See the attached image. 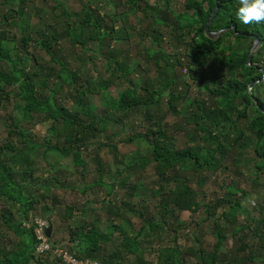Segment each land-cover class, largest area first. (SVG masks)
<instances>
[{"label":"trees","instance_id":"trees-1","mask_svg":"<svg viewBox=\"0 0 264 264\" xmlns=\"http://www.w3.org/2000/svg\"><path fill=\"white\" fill-rule=\"evenodd\" d=\"M53 1L50 9L38 6L34 0L2 1L9 5L6 10L11 11L8 14L6 10L2 12V24L15 20L14 14L19 17V27L28 28L33 16L38 18V22L22 34L19 44L7 28H0V108L8 110L12 97L18 96L24 103L13 104V107L19 109L21 118L31 124L49 121L48 132L51 135L38 142L34 134L21 125L19 117L8 129V133L17 134L19 139L0 142V264H71L55 253L36 250L38 240L33 218L40 215L30 216V211L36 204L51 211L56 202L53 199L54 206H42L39 199L45 194L36 195L34 192L36 183L42 186L34 177L36 155L40 151L44 156L54 151L60 154L59 157L70 159L75 167H82L84 174L87 167L85 149L92 146L90 152H93L97 163L99 179L87 184L86 188L95 184L105 185L110 193L116 181L104 180L105 168L99 149L107 147L115 161L124 163L125 169L131 171L142 169L138 161L140 155L143 156L138 149L131 160L120 159L119 147L112 140L115 132L108 127L112 120L120 124L122 130L127 127L130 131L127 141L142 144L155 163L154 171L160 184L152 188L151 194H161L164 224L169 215L178 219L176 211L196 213L201 207L205 208L208 217L214 218L215 241L210 249L203 247L200 238L194 236L200 244L188 245L184 250L177 243L178 235L175 234L174 243L156 250L155 264H182L188 254L195 258L197 264H264V112L260 108L264 109V23L244 25L236 20L239 0H174V6H171L172 0H156L159 9L152 6L150 0H125L123 3L128 7L125 10L130 13L137 14L141 9L147 14L148 8L158 9L153 16L151 32L148 28L128 25L142 37L144 34L151 36L154 46L141 48L142 62L138 63L144 72H155L154 77L146 76L139 85L130 80L120 96L114 97L107 88L116 80L123 85L119 78L123 79L131 72L130 52L120 46V43H127L130 34L118 27L122 25L126 12H103L99 8L100 0H82L76 10L61 0ZM178 2L182 4L181 10L174 8ZM57 7H61L60 14L55 11ZM214 7L216 11L209 29H226L210 37L205 26ZM161 25L169 27L173 33L177 48L173 53L167 52L160 44L158 29ZM228 26H235V29ZM255 35L260 46L251 57V62L256 63L253 65L248 64L247 59ZM61 39L78 46L94 64L99 60L100 64L97 61L94 67L96 76L85 73L81 67H74L67 57L57 56V51H60L57 43ZM242 43H247V47H242ZM28 45L43 49L51 57V62L40 64L38 54L30 53ZM16 46H19V53L12 56ZM82 55L79 53V58ZM172 55L174 63H171ZM15 64L21 67L15 68ZM99 66L108 75L99 73ZM169 66H180L184 72L180 71L175 77L168 76ZM188 80L191 81L189 90L207 91V97L200 98L190 92L194 96L185 108L186 123L175 126L173 131L182 132L190 143L200 142L194 147L185 143V146L178 147L174 134L168 133L172 122L167 121L166 115L161 113L163 109L158 108H163L164 104L170 114L179 115L182 101L186 99L181 89L187 88ZM14 82L18 83V91L15 92L9 89ZM59 90H65L68 103H77V107H67L61 101ZM96 93L100 95L97 104L90 100ZM135 127H144V131ZM100 137L107 141H98ZM229 163L233 165L239 182L232 180L225 185L224 194L215 201L201 202L199 194L203 189L199 186L203 185L208 173ZM55 165L50 164V170ZM113 178L116 179L117 174ZM55 179L58 185L60 180L58 177ZM193 181L198 188L193 187ZM252 192L256 193V217L242 204ZM130 193L133 194V190ZM220 207L224 208L219 212ZM16 208L20 221L13 214ZM74 210L73 206H65L63 217L70 219ZM244 214L249 222L236 224L237 217ZM28 218L32 225L27 224ZM221 218L231 227L228 230L232 237L231 248L226 247L229 234L221 228L218 222ZM48 221L53 228L50 217ZM84 226L81 224L80 229L70 230L67 246L76 258L96 260L98 264H129L128 257L133 255L135 259L130 264L148 263L145 258L147 246L141 243L143 224L134 234L124 233L120 246L112 253H107L102 244L109 239V234L94 225L86 230ZM150 227L163 228L159 222H151ZM248 229L252 232V240L246 233L241 234L242 230ZM146 235L152 233L147 232ZM255 239L257 248H253L251 242ZM49 242L52 250L59 246L57 242ZM227 249L235 252L236 256L230 259ZM117 259L120 261L116 262Z\"/></svg>","mask_w":264,"mask_h":264},{"label":"rangeland","instance_id":"rangeland-1","mask_svg":"<svg viewBox=\"0 0 264 264\" xmlns=\"http://www.w3.org/2000/svg\"><path fill=\"white\" fill-rule=\"evenodd\" d=\"M2 1L3 0H0V20H2V12L9 8V5L4 4ZM61 1L67 4V6L73 10L78 9L81 5L80 3L82 2V0ZM123 1L125 0H111V2L107 0H100L101 3L99 4V8L101 9V11H107L109 14L118 11H125V17L122 18V25H119L118 27L130 34L128 36V41H126L127 43H120V46L123 49L126 48L130 52L129 66L131 72L123 79L119 78L120 81L124 82L123 85L119 84L116 80L114 81L112 86L107 88L108 92L114 97L120 96V93L124 86L130 84V80L133 79V82L139 85L142 84V81L146 76L154 77L155 72H144L143 67L138 63L142 62L141 48L154 46L151 43V36L149 34H144L142 37L137 32H134L131 28H129L128 25L131 23L135 25L134 28L138 26L146 29L148 28L151 32L152 27H154V25L152 24L153 16L156 15L159 6L158 4H156L157 2H155L156 0H150V4L152 6H158V9L151 10L148 8L146 12L147 14H144L143 10L140 9L137 14H134L125 10L128 7L125 6ZM34 2L38 6L46 7L49 9L53 7L54 4L53 0H34ZM171 6H174V0H172ZM174 8H176V10H181V2H178V4L175 5ZM60 10L61 7H57L55 9L58 14H60ZM6 11L7 14L11 12L8 10ZM12 16H14L16 19L13 21H11L10 19L9 24H2L0 21V28H7V30H9L10 33L15 36L16 41L19 44L22 34L27 32L30 27L36 25L38 22V18L36 16H33V18L30 20L29 27L26 28V26L19 27L18 16H16L15 14ZM158 31L161 34L160 44L162 45V47H164V49L169 53H173L174 50L176 51L177 48L175 39L173 38L171 29L165 25H161ZM33 42L34 41H32V43ZM57 44L60 48V53L57 51L58 57H67L69 60H71V64L74 67H81L85 71V73L88 72L89 74H93V76H96L97 73L94 71V67L98 63L100 64L99 60H97L98 63L96 61L95 64L94 61H89L87 53L84 55L83 51L78 46L70 45L66 39H61ZM240 45H243L242 47L244 48L247 47V43H242ZM16 47L17 48L12 50V56H16L19 53V46ZM28 49L30 53L34 52L38 54L37 61L40 64L46 65L47 63L51 62V57H49V55L46 54L43 49L39 47L33 48L32 45H28ZM180 50L181 49H179V51ZM79 53L83 54L81 58H79L78 56ZM174 62L175 57L172 55L171 63ZM29 65L31 66L32 63L30 62ZM20 67L21 65L15 64V68ZM4 69L7 70L8 67H4ZM99 69V73L102 72L105 76L108 75L107 72L101 69V66H99ZM180 71H183V68L181 69L180 66H176L175 68L174 66H169L167 74L168 76L175 77ZM190 82L191 81L189 80L188 82H186L187 88L181 89L183 91V96H185L186 99L182 101V109L179 115H176L174 113L170 114L166 108V105L164 104L163 108H158V110L163 109L161 113H163V115H166L165 119L172 122L170 123L171 126L168 130V133L174 134L175 143L178 147H183L185 145L194 147L197 143L199 144L200 142L198 140L190 143L188 137L184 136L182 132L173 131L175 126H180L181 123H186L185 108L189 100L193 98L194 94L200 98L207 97V91L203 92L197 88H195V90L192 88L191 90H189L188 86H191ZM9 89H13L14 92L18 91V83L14 82L13 84L9 85ZM58 92L62 95L61 101H63V103H65L67 107H77V103H68V97L64 95L65 90H59ZM190 92H194V94H191ZM99 98L100 95L96 93L90 97V100L93 103L97 104L99 102ZM23 103L24 102L21 98H19L18 96H13L10 105H8L10 106L8 110L2 107L0 108V142H3L7 139H19V136L17 134L8 133V129L12 126V122H17L18 118H21L19 109L14 108L13 104L22 105ZM21 125L26 127L28 131H31L38 142H42L43 138L50 134L48 132L50 122L46 120L31 124L30 122L24 121L22 119ZM108 127L112 132H115V135H112V140L119 147L120 159L123 158L126 161L131 160L132 155L134 156L137 153L138 149L143 154V156L140 155V160L138 161L142 169L131 171L125 169L124 163H118L117 161H115V156L113 155V153L108 151L107 147L99 149L98 153L101 157L103 167L105 168L104 180H106L107 182L116 181L115 186L110 193H108L105 185L100 186L98 184H95L92 187L86 188L87 184L99 179L97 163L94 162L93 152H90L92 151V146L86 147L85 149L86 153H84V155L87 162V167L85 168L86 170L84 174H82V167H75L70 159L59 157L60 154L54 151H49L47 154H45V156L42 151H40L36 155L34 177L40 180L42 186H39V184L36 183L33 186L34 192L36 195H39L40 193L45 194L44 197L39 199L42 206H54L53 199H56V202L54 206L55 208H52L51 211L44 210L40 206V204H36L35 209L30 211V216L40 215L46 220H48V218L50 217V220L53 223V235L51 236L49 241L57 242L59 246L54 250L51 249V251L49 252L56 253V255H58L57 249H64L68 252H71V249L67 246L70 239V230L80 229L81 224H85L84 230L94 225L99 230L109 234V239L102 243L104 244L107 253H112L120 246L122 235H124V233L129 235L134 234L143 224L144 228L142 234L143 240L145 239V241L142 240L141 243L142 245L147 246V250L145 251V258L148 262L147 264H155L157 258L156 250L166 244L174 243L175 234L178 235L177 243L184 250L188 245L198 246L200 243L203 245V247L210 249L215 241V236L213 234L214 218L212 216H210L211 218L208 217L205 208L201 207L196 213H191L189 211H176L178 219L175 220L169 215L165 218L166 224H164V218H161V194L157 196H153L151 194L152 188L155 186L158 187L157 185L160 184V181L154 171L155 163L150 159L149 154L145 152L142 144H138L135 141H127L126 136L128 135V133H130L127 127L126 130H122L120 124L116 123L113 120L110 122V125ZM135 128L144 131V127L143 129L140 127ZM98 141H107V139L100 137ZM48 163L56 165L53 166L52 170H50V164ZM115 174H117L116 179L113 178ZM55 177H58L60 180L58 185ZM194 178H196V176ZM232 180H234V182H239V177L233 172V165L230 163L223 166L221 169L208 173V176L203 185L199 186V188L203 189V193L199 194V200L206 204L215 201L218 196H222L224 194V186L232 182ZM192 185L193 187L198 188V186L195 184V181H193ZM132 190L134 192L133 194L130 193ZM255 194V192H252L247 195L243 199L242 204L250 211L251 215L256 217L258 215V211L255 208ZM128 203L130 204L129 206ZM67 205L73 206L75 209L74 215L70 219L63 217L65 206ZM223 208L224 207H220L218 211L220 212ZM17 209L18 208L13 210V214L16 220L20 221L21 216L19 210ZM30 216L29 218H31ZM29 218L27 219V224L29 223L30 225H32ZM151 222H159L162 224L163 228L152 229L150 227ZM176 222H178L179 224H183L185 222L186 223L185 225H179ZM218 222H220L221 228L229 234L228 230L231 227L228 226L227 221L224 218H221L218 219ZM248 222L249 221L246 219V215L244 214L243 216L240 215L237 217L236 224ZM174 226H177L176 231L174 230ZM35 231L36 229L34 228V232ZM147 232H151L152 235H146ZM243 233H246L247 237L249 236V240L253 239L252 232H250L249 229L247 231L242 230L241 234ZM194 236L200 238V243L195 240ZM251 242H253L254 244L253 248H257V240L255 239ZM231 245L232 237L229 234L228 240L226 242V247L231 248ZM36 250L38 251L37 248ZM228 251L231 255L229 256L230 259L231 257L236 256L235 252H231V250ZM134 259L135 257L133 255H130V257H128L127 263L130 264V261H134ZM119 261L120 260L118 259L116 260V262ZM256 263H258V259L256 260ZM182 264H197V262L193 256L188 254L185 256L184 262Z\"/></svg>","mask_w":264,"mask_h":264},{"label":"built area","instance_id":"built-area-1","mask_svg":"<svg viewBox=\"0 0 264 264\" xmlns=\"http://www.w3.org/2000/svg\"><path fill=\"white\" fill-rule=\"evenodd\" d=\"M35 222L36 237H37V249L39 252L51 251L52 247L49 239L46 235V229L49 227L50 223L43 217L35 216L33 218V223ZM56 249V248H55ZM56 254V253H55ZM57 254L64 257L71 264H98L96 260L92 259H78L70 252L64 249H57Z\"/></svg>","mask_w":264,"mask_h":264},{"label":"clouds","instance_id":"clouds-1","mask_svg":"<svg viewBox=\"0 0 264 264\" xmlns=\"http://www.w3.org/2000/svg\"><path fill=\"white\" fill-rule=\"evenodd\" d=\"M235 19L244 25L264 23V0H239Z\"/></svg>","mask_w":264,"mask_h":264},{"label":"water","instance_id":"water-1","mask_svg":"<svg viewBox=\"0 0 264 264\" xmlns=\"http://www.w3.org/2000/svg\"><path fill=\"white\" fill-rule=\"evenodd\" d=\"M215 11H216V7H214L213 11H212V14H211V17L209 19V21L207 22L206 26H205V31H206V34L210 37H215L218 35V33L220 32H223L226 28H222L220 30H210L209 29V25L210 23L212 22L213 18H214V15H215ZM233 27L235 29V26H228L227 28H231ZM255 40L250 48V52H249V55H248V64H253V65H256V63H252L251 62V57L253 55V52L260 46V40L259 38L255 35L254 36ZM253 85V83L250 84V87ZM262 109V111L264 112V109L262 107H260ZM51 231H52V228L51 227H48L47 230H46V233H47V236L50 237L51 235Z\"/></svg>","mask_w":264,"mask_h":264}]
</instances>
